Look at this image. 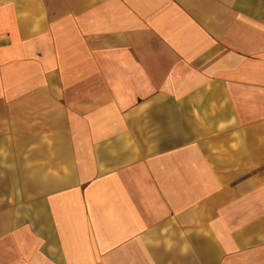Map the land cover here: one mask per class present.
Instances as JSON below:
<instances>
[{
	"label": "crops",
	"instance_id": "1",
	"mask_svg": "<svg viewBox=\"0 0 264 264\" xmlns=\"http://www.w3.org/2000/svg\"><path fill=\"white\" fill-rule=\"evenodd\" d=\"M0 264H264V0H0Z\"/></svg>",
	"mask_w": 264,
	"mask_h": 264
}]
</instances>
